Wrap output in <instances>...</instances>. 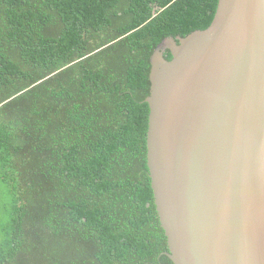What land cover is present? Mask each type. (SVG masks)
<instances>
[{"label":"trees","instance_id":"16d2710c","mask_svg":"<svg viewBox=\"0 0 264 264\" xmlns=\"http://www.w3.org/2000/svg\"><path fill=\"white\" fill-rule=\"evenodd\" d=\"M218 2L0 0V264H173L147 166L151 57Z\"/></svg>","mask_w":264,"mask_h":264},{"label":"water","instance_id":"95a60500","mask_svg":"<svg viewBox=\"0 0 264 264\" xmlns=\"http://www.w3.org/2000/svg\"><path fill=\"white\" fill-rule=\"evenodd\" d=\"M150 83L147 166L166 256L264 264V0H219L206 30L164 40Z\"/></svg>","mask_w":264,"mask_h":264},{"label":"rangeland","instance_id":"374dc122","mask_svg":"<svg viewBox=\"0 0 264 264\" xmlns=\"http://www.w3.org/2000/svg\"><path fill=\"white\" fill-rule=\"evenodd\" d=\"M8 198L4 194V187L0 184V226L5 223L6 217H4V208Z\"/></svg>","mask_w":264,"mask_h":264},{"label":"flooded vegetation","instance_id":"af4514ba","mask_svg":"<svg viewBox=\"0 0 264 264\" xmlns=\"http://www.w3.org/2000/svg\"><path fill=\"white\" fill-rule=\"evenodd\" d=\"M166 254V253H165Z\"/></svg>","mask_w":264,"mask_h":264}]
</instances>
